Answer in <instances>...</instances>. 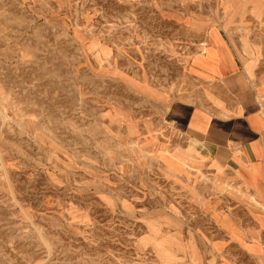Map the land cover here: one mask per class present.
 I'll return each instance as SVG.
<instances>
[{"label": "rangeland", "instance_id": "obj_1", "mask_svg": "<svg viewBox=\"0 0 264 264\" xmlns=\"http://www.w3.org/2000/svg\"><path fill=\"white\" fill-rule=\"evenodd\" d=\"M254 1L0 0V264H246L242 190L180 122L191 20L262 49Z\"/></svg>", "mask_w": 264, "mask_h": 264}, {"label": "crops", "instance_id": "obj_2", "mask_svg": "<svg viewBox=\"0 0 264 264\" xmlns=\"http://www.w3.org/2000/svg\"><path fill=\"white\" fill-rule=\"evenodd\" d=\"M254 2L253 11L262 14L261 2ZM213 25L198 17L189 25L203 44L189 59V73L197 82L209 85L210 95H202L205 100L199 95L206 104L201 102L193 113L187 111L180 123L199 152L219 154L218 162H225L220 166L242 190L243 195L229 194L237 208L225 212L243 227L259 231V239L243 235L238 241L223 226L227 241L241 254L240 259L244 257L243 263L264 264V40L262 49L248 46L239 33L230 31L228 22L219 23L223 32L219 34ZM149 94L157 97L156 92ZM186 150L195 155L194 148ZM180 154L188 160L185 153ZM168 156L176 164L189 166L173 154ZM222 173L218 169L216 179Z\"/></svg>", "mask_w": 264, "mask_h": 264}]
</instances>
